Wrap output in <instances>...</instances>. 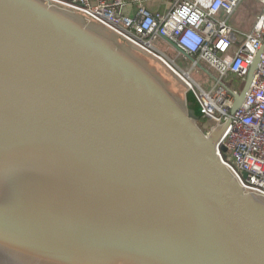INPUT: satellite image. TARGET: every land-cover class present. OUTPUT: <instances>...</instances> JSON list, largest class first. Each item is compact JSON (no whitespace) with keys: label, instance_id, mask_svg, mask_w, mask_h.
<instances>
[{"label":"water","instance_id":"obj_1","mask_svg":"<svg viewBox=\"0 0 264 264\" xmlns=\"http://www.w3.org/2000/svg\"><path fill=\"white\" fill-rule=\"evenodd\" d=\"M106 32L0 0V264H264V196L218 154L231 121L204 133Z\"/></svg>","mask_w":264,"mask_h":264},{"label":"built area","instance_id":"obj_2","mask_svg":"<svg viewBox=\"0 0 264 264\" xmlns=\"http://www.w3.org/2000/svg\"><path fill=\"white\" fill-rule=\"evenodd\" d=\"M48 1L83 14L164 63L193 96L207 135L230 120L220 141L219 157L247 193L264 196V0H256L262 9L246 34L228 23L243 0H167L171 6L165 14L140 6L136 19L121 14L128 0ZM221 14L225 16L221 18ZM160 41L191 62L193 69L201 68L214 78L213 89L205 91L190 73L183 72L156 47ZM260 51L253 82L241 107L231 114L235 96L243 89ZM228 77L243 81L241 90L232 89Z\"/></svg>","mask_w":264,"mask_h":264},{"label":"rangeland","instance_id":"obj_3","mask_svg":"<svg viewBox=\"0 0 264 264\" xmlns=\"http://www.w3.org/2000/svg\"><path fill=\"white\" fill-rule=\"evenodd\" d=\"M262 9V5L256 0H243L239 6L237 7L234 14L229 19V25L235 29L236 31L242 33H250L252 28L257 20V17ZM78 17L82 18L92 27L98 29L101 32H105V27L100 24L89 21L86 16L83 14H77ZM224 15L221 14V18ZM106 34H109L111 37L115 34L108 29H106ZM113 34V35H112ZM117 43L127 49L130 53L134 55L142 64H144L154 75L174 94V96L182 103L186 105L196 108L197 104L193 98V96L189 93L187 86L177 77L167 66L162 63L159 59L154 56L147 54L146 52L137 53L139 50L136 49L132 44L126 41L123 38L115 35L113 37ZM132 48L138 50L134 51ZM141 52V51H140ZM168 56L173 60L177 54L174 51L168 52L166 51ZM176 64L180 67V69L185 73H190V76L196 83H198L205 91H211L215 85V79L212 78L209 74H207L203 69L197 68L193 69V65L191 62H187L186 59L182 56H177ZM203 66V65H202ZM228 85L234 90H241L243 81L238 80L233 77H228L226 79ZM241 92V91H240ZM200 127L203 129L204 124L202 122L199 123Z\"/></svg>","mask_w":264,"mask_h":264},{"label":"crops","instance_id":"obj_4","mask_svg":"<svg viewBox=\"0 0 264 264\" xmlns=\"http://www.w3.org/2000/svg\"><path fill=\"white\" fill-rule=\"evenodd\" d=\"M60 1H66V0H60ZM140 6H143L144 8L148 9L151 13L165 14L169 10L171 3L167 0H150V1H148V0H141V1H139V0H128V3L121 10V14L128 17V18L136 19L138 17V10H139ZM229 19H228V21H229ZM244 34H246V33H244ZM156 47L160 51H163L164 53H166L167 56H168V54L166 51H168V52L174 51L175 54H177L176 50L173 47H169L164 42L160 41ZM177 56H178V54L175 56L174 59H176Z\"/></svg>","mask_w":264,"mask_h":264},{"label":"flooded vegetation","instance_id":"obj_5","mask_svg":"<svg viewBox=\"0 0 264 264\" xmlns=\"http://www.w3.org/2000/svg\"><path fill=\"white\" fill-rule=\"evenodd\" d=\"M203 130V129H202ZM204 131V130H203ZM204 133H206V131H204Z\"/></svg>","mask_w":264,"mask_h":264}]
</instances>
